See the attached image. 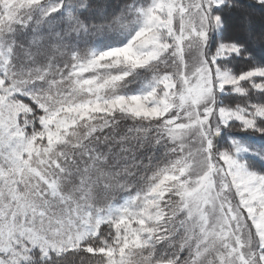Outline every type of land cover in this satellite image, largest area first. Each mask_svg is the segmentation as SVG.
<instances>
[{"label":"snow or ice","instance_id":"6c2138e0","mask_svg":"<svg viewBox=\"0 0 264 264\" xmlns=\"http://www.w3.org/2000/svg\"><path fill=\"white\" fill-rule=\"evenodd\" d=\"M0 264H264V0H0Z\"/></svg>","mask_w":264,"mask_h":264}]
</instances>
